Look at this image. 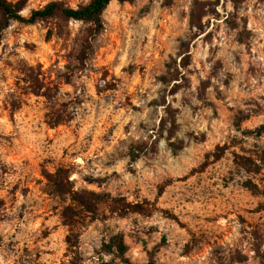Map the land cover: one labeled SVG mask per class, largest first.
Wrapping results in <instances>:
<instances>
[{
    "label": "rangeland",
    "instance_id": "rangeland-1",
    "mask_svg": "<svg viewBox=\"0 0 264 264\" xmlns=\"http://www.w3.org/2000/svg\"><path fill=\"white\" fill-rule=\"evenodd\" d=\"M101 21L0 13V264H126L116 233L135 263L264 264V1L111 0Z\"/></svg>",
    "mask_w": 264,
    "mask_h": 264
},
{
    "label": "trees",
    "instance_id": "trees-1",
    "mask_svg": "<svg viewBox=\"0 0 264 264\" xmlns=\"http://www.w3.org/2000/svg\"><path fill=\"white\" fill-rule=\"evenodd\" d=\"M111 0H89L86 4L78 5L73 7L70 5L62 4L59 1H50L46 3L41 8L33 9L29 16H24L20 13L21 7L16 2L10 0H0V13L2 16L1 27L4 28L11 21H21L25 23H34L37 20L49 18V17H59L62 19H76L84 20L93 24L94 29L99 31L102 28L101 13L106 8ZM119 1H130V0H119ZM236 1V0H234ZM264 1V0H263ZM61 172V169L56 171V174ZM56 190L57 192H69L68 189H65V185L61 181H56ZM89 192L90 198L95 196L94 191H85ZM73 200L76 201L81 207L79 213L89 216L97 210L96 200L93 198L92 201L87 200L85 197H77L73 195ZM73 214V213H72ZM64 216L65 218H70L67 213ZM69 222V223H68ZM71 226L74 225V220L67 221ZM102 250L104 252L112 253L114 256H117L125 263L128 264H156L152 259V253H148V260L145 263H135L131 261L128 257L125 256L127 251V244L124 240L122 233H116L111 235L107 241H103ZM239 257V260H244V258Z\"/></svg>",
    "mask_w": 264,
    "mask_h": 264
},
{
    "label": "crops",
    "instance_id": "crops-1",
    "mask_svg": "<svg viewBox=\"0 0 264 264\" xmlns=\"http://www.w3.org/2000/svg\"><path fill=\"white\" fill-rule=\"evenodd\" d=\"M240 57H241V59H242V66H245V60H246V54H245V52L243 51V46L241 47L240 46ZM235 68L237 69V68H239V64L238 65H236L235 66ZM243 69H244V67H243ZM239 70V69H238ZM108 239H104V241H107ZM103 243V242H102ZM103 251V250H102ZM125 263V262H124ZM126 264H128V263H126Z\"/></svg>",
    "mask_w": 264,
    "mask_h": 264
},
{
    "label": "built area",
    "instance_id": "built-area-1",
    "mask_svg": "<svg viewBox=\"0 0 264 264\" xmlns=\"http://www.w3.org/2000/svg\"><path fill=\"white\" fill-rule=\"evenodd\" d=\"M251 52L252 54H254V57L257 58L258 60H261L262 57H260L259 55L255 54V50L254 49H251ZM253 82L256 83L257 82V79L256 78H252Z\"/></svg>",
    "mask_w": 264,
    "mask_h": 264
}]
</instances>
